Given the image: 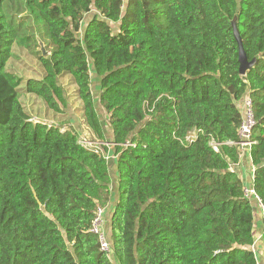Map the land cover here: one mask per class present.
<instances>
[{
	"label": "trees",
	"instance_id": "trees-1",
	"mask_svg": "<svg viewBox=\"0 0 264 264\" xmlns=\"http://www.w3.org/2000/svg\"><path fill=\"white\" fill-rule=\"evenodd\" d=\"M232 22L255 61L244 75ZM14 44L45 72L27 93L59 111V80L74 84L91 145L30 119L6 69ZM247 98L261 249L231 170ZM112 194L115 263L91 232ZM261 250L264 0H0V264H258Z\"/></svg>",
	"mask_w": 264,
	"mask_h": 264
},
{
	"label": "rangeland",
	"instance_id": "rangeland-1",
	"mask_svg": "<svg viewBox=\"0 0 264 264\" xmlns=\"http://www.w3.org/2000/svg\"><path fill=\"white\" fill-rule=\"evenodd\" d=\"M10 10V9H9ZM89 15H85L83 22L87 21ZM82 22V23H83ZM40 27H38V30ZM116 29V26H113V30ZM36 35L38 33H35ZM44 42H47V39H44ZM43 46L45 47L44 43ZM49 48V46H47ZM40 50V48H38ZM13 57L7 62L6 69L9 73H12L14 76L19 77L21 79V84L19 87V100L21 101L26 113L29 115L30 119L33 122H42L46 125H59L63 127V130L69 129L72 134H78L80 139H84V143H88V139L90 137H94L90 132L86 129V127L83 124V118H82V113H81V104L79 99L77 98L76 95V87L74 84L70 81L68 77L61 78L59 80L61 89L63 91V95L65 96V105L59 104L60 110L55 111L51 109L48 104L41 99L40 97L27 93L25 90V82L28 79H38L40 80L43 78L45 72L42 66L40 65L39 61L35 58V56L28 52L27 49L14 44V47L12 49ZM91 91H92V96H93V101L98 107L97 104V88L96 84L93 83L91 86ZM103 113V112H101ZM103 115H101L102 117ZM103 123L106 122V118L103 117ZM105 128L108 127L107 123H104ZM106 136H111V130L106 131L105 133ZM87 139V140H86ZM105 146H108V143H105ZM100 150L104 153L107 152L103 151L102 148L100 147ZM245 152V151H244ZM244 152L241 151V156L244 154ZM112 153H106L105 158L108 159L109 156H111ZM116 195V194H115ZM249 202L253 211V223L256 229V225L258 224V217H259V211H261V207L257 204L256 200L253 199L252 194L249 195ZM114 202V195L112 194V203ZM112 206L106 208L105 210L109 212L111 210ZM103 223L101 225V230L104 232L105 236L109 235V228L107 223H109L107 220L106 222L103 217ZM254 231V236H255V247L258 244V247L262 244V231L259 233H255ZM257 252V257H258ZM110 260L115 263V256L113 254L109 255ZM260 260L262 264L264 263L263 259V253L262 251L260 252Z\"/></svg>",
	"mask_w": 264,
	"mask_h": 264
},
{
	"label": "built area",
	"instance_id": "built-area-1",
	"mask_svg": "<svg viewBox=\"0 0 264 264\" xmlns=\"http://www.w3.org/2000/svg\"><path fill=\"white\" fill-rule=\"evenodd\" d=\"M127 1L128 0H121L122 7L125 6ZM240 110L242 111V122L238 129V135H239L240 140L237 143H229V144L230 145L233 144L239 147L240 151H242L243 149L249 150L250 146L254 143L251 140V134H252V128L255 126V120H254V117L251 111V101L249 98L243 100L240 106ZM82 144L91 145L89 142L88 143L82 142ZM244 192L247 198L249 197L250 194H252L253 198L256 200L257 204L261 207L263 211V207L260 203V200L254 194L253 190L245 188ZM104 211H105L104 208H101V207L97 208L95 212V217L92 221L91 232L97 236L99 249L105 252L106 254L110 255L112 253V248L110 246L107 236H105L104 232L101 230V223L103 222L102 217H103Z\"/></svg>",
	"mask_w": 264,
	"mask_h": 264
},
{
	"label": "crops",
	"instance_id": "crops-1",
	"mask_svg": "<svg viewBox=\"0 0 264 264\" xmlns=\"http://www.w3.org/2000/svg\"><path fill=\"white\" fill-rule=\"evenodd\" d=\"M242 152H244V154L242 156H240L239 162L236 165L231 167V170L237 174L238 178L243 183L244 188L252 189L253 167H252L251 160L249 157V150L243 149ZM116 199L117 198L114 195V201H116ZM113 203L108 205L107 208L109 209L110 206H113ZM110 212H111V210L109 212H107L106 210L104 211L103 218L106 219V220H104L105 222L107 220H110V216H111ZM102 223H101V225H102ZM255 225H256V229H255V226L253 223V233H254V231H256L255 233L257 234L263 230V211H262V209H261V211H259L258 224H255ZM106 226H108V228H109V223H107V225H105V227ZM261 247H262V244L258 248L261 249ZM260 252L258 253V257H257L258 264H262V262L260 260Z\"/></svg>",
	"mask_w": 264,
	"mask_h": 264
},
{
	"label": "water",
	"instance_id": "water-1",
	"mask_svg": "<svg viewBox=\"0 0 264 264\" xmlns=\"http://www.w3.org/2000/svg\"><path fill=\"white\" fill-rule=\"evenodd\" d=\"M231 24H232L233 37H234V40L236 41L237 46H238V64H239L238 72L240 75H244L249 69L252 68L255 61L254 60H252V61L247 60V57H246L244 50L242 48V44H241V40H240L238 31H237V28L234 25V22H232ZM38 43L40 46V51H41L42 56H45L46 52H45L43 43H41V42H38Z\"/></svg>",
	"mask_w": 264,
	"mask_h": 264
}]
</instances>
